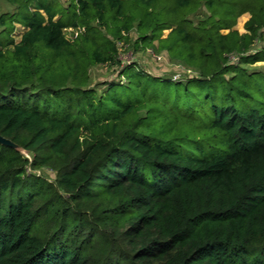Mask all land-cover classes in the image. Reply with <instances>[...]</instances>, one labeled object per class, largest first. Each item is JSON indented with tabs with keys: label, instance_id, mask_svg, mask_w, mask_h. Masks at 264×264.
I'll return each instance as SVG.
<instances>
[{
	"label": "trees",
	"instance_id": "trees-1",
	"mask_svg": "<svg viewBox=\"0 0 264 264\" xmlns=\"http://www.w3.org/2000/svg\"><path fill=\"white\" fill-rule=\"evenodd\" d=\"M4 1L0 264H264V0Z\"/></svg>",
	"mask_w": 264,
	"mask_h": 264
},
{
	"label": "rangeland",
	"instance_id": "rangeland-1",
	"mask_svg": "<svg viewBox=\"0 0 264 264\" xmlns=\"http://www.w3.org/2000/svg\"><path fill=\"white\" fill-rule=\"evenodd\" d=\"M15 9L14 5L0 0V14L3 12H12ZM249 14H242L236 21L234 29L239 34L246 33L245 25L249 20ZM16 30L13 33L15 39L18 41L19 34L22 32L20 26H15ZM168 30L163 32V36L167 35ZM259 36L255 39L249 50L246 54H252L260 49L264 48V29L258 31ZM134 38V35H133ZM119 57L118 59L122 63L135 62L138 67L145 70L147 73L154 75L167 76L173 79H179L182 77L194 76L195 71L185 67L184 65L174 62L169 59L164 53L154 54L150 48L149 49H137L134 50L127 45L118 44ZM233 59V58H232ZM235 61V59H233ZM248 70H264V62H256L255 64L246 66ZM118 68L117 66H93L90 68V78L91 85L97 83H103L110 79L116 78ZM96 86V85H95ZM21 153L27 157V154L24 151ZM31 171V170H30ZM33 173L40 175L45 179H52L54 173L49 169H40L32 171Z\"/></svg>",
	"mask_w": 264,
	"mask_h": 264
},
{
	"label": "built area",
	"instance_id": "built-area-1",
	"mask_svg": "<svg viewBox=\"0 0 264 264\" xmlns=\"http://www.w3.org/2000/svg\"><path fill=\"white\" fill-rule=\"evenodd\" d=\"M84 31L83 27L79 28H66L65 29V36L69 40L75 39L79 34H81ZM235 59V58H233Z\"/></svg>",
	"mask_w": 264,
	"mask_h": 264
},
{
	"label": "water",
	"instance_id": "water-1",
	"mask_svg": "<svg viewBox=\"0 0 264 264\" xmlns=\"http://www.w3.org/2000/svg\"><path fill=\"white\" fill-rule=\"evenodd\" d=\"M0 143L1 144H4V145H8V146H13L14 147V144H12L9 140H7V139H5V138H3V137H1L0 136ZM16 149H18L17 147H15ZM20 151H22V150H20Z\"/></svg>",
	"mask_w": 264,
	"mask_h": 264
}]
</instances>
